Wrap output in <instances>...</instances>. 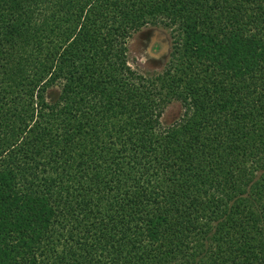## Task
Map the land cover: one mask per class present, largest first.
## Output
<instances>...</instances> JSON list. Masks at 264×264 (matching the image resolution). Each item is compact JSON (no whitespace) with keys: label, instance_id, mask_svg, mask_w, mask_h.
Instances as JSON below:
<instances>
[{"label":"trees","instance_id":"trees-1","mask_svg":"<svg viewBox=\"0 0 264 264\" xmlns=\"http://www.w3.org/2000/svg\"><path fill=\"white\" fill-rule=\"evenodd\" d=\"M0 264H264V0H0Z\"/></svg>","mask_w":264,"mask_h":264},{"label":"rangeland","instance_id":"rangeland-1","mask_svg":"<svg viewBox=\"0 0 264 264\" xmlns=\"http://www.w3.org/2000/svg\"><path fill=\"white\" fill-rule=\"evenodd\" d=\"M176 29V26L166 27L162 23H150L134 32L127 43L126 58L129 67L148 77L161 72L176 54L173 52L179 34ZM57 91L58 86L48 90L47 100H54ZM184 111L185 108L179 101H171L161 113L160 126H170L183 116Z\"/></svg>","mask_w":264,"mask_h":264}]
</instances>
